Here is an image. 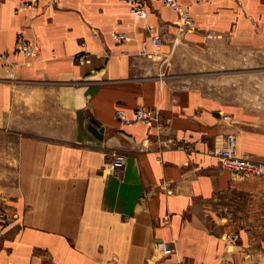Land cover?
<instances>
[{
	"label": "crops",
	"instance_id": "0c3cea01",
	"mask_svg": "<svg viewBox=\"0 0 264 264\" xmlns=\"http://www.w3.org/2000/svg\"><path fill=\"white\" fill-rule=\"evenodd\" d=\"M176 1L194 30L181 34L163 0H146L144 19L122 0L21 11L0 0V202L10 213L0 264H264V128L241 105L168 75L174 53L264 50V0ZM145 24L165 43L141 53ZM19 39L37 55L26 59ZM138 106L162 128L116 119ZM229 137L263 164L261 176L221 167L214 150ZM115 154L124 166L109 170ZM161 242L175 251L163 255Z\"/></svg>",
	"mask_w": 264,
	"mask_h": 264
},
{
	"label": "rangeland",
	"instance_id": "374dc122",
	"mask_svg": "<svg viewBox=\"0 0 264 264\" xmlns=\"http://www.w3.org/2000/svg\"><path fill=\"white\" fill-rule=\"evenodd\" d=\"M170 55L183 87H194L241 105L264 128V50L234 51L218 44Z\"/></svg>",
	"mask_w": 264,
	"mask_h": 264
},
{
	"label": "built area",
	"instance_id": "2783aa9c",
	"mask_svg": "<svg viewBox=\"0 0 264 264\" xmlns=\"http://www.w3.org/2000/svg\"><path fill=\"white\" fill-rule=\"evenodd\" d=\"M16 3V11L32 10L40 5L42 1H46L47 4L55 3V0H12ZM127 3L129 13L136 19H144L147 16L146 0H122ZM164 4L177 13L176 26L178 31L182 34L189 30H194L195 22L191 16L190 11L187 8L182 7L176 0H163ZM144 29L148 33V40H143L141 43V53H146V47L149 43L155 50H158L164 43L165 37L160 32L154 30L148 24L144 25ZM208 37H211L209 35ZM115 41H125L128 36L124 33L113 34ZM17 50L20 51L23 56L28 59L34 57L39 52V47L32 41L26 39H19L17 41ZM74 59L79 65H83L87 56L84 51H78L74 54ZM115 117L117 120L124 123L126 126H131L135 123H141L145 125H156L157 129H161L163 123L158 120L157 113L147 107L138 106L131 116H128L124 110L118 109L115 111ZM225 117V116H224ZM164 148L174 146L172 139L167 138L162 142ZM215 156H217L221 167L234 176H247V177H259L263 174V164L259 161L253 160L249 157L238 155L235 150L234 138L229 137L226 144L217 147L214 150ZM125 158L122 154H115L112 160L105 165L109 170H119L124 166ZM10 213L7 206L0 202V224L9 221ZM229 239L235 240L236 234H230ZM158 247L163 255H169L175 251L174 245H167L164 242L158 244Z\"/></svg>",
	"mask_w": 264,
	"mask_h": 264
}]
</instances>
